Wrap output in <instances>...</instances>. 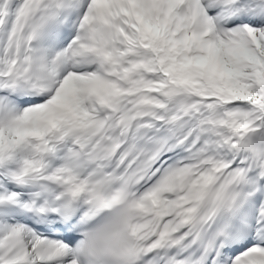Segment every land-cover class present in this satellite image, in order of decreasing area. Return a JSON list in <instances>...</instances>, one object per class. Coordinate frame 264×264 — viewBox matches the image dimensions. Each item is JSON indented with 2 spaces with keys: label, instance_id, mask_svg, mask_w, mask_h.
<instances>
[{
  "label": "snow or ice",
  "instance_id": "obj_1",
  "mask_svg": "<svg viewBox=\"0 0 264 264\" xmlns=\"http://www.w3.org/2000/svg\"><path fill=\"white\" fill-rule=\"evenodd\" d=\"M0 264H264V0H0Z\"/></svg>",
  "mask_w": 264,
  "mask_h": 264
}]
</instances>
